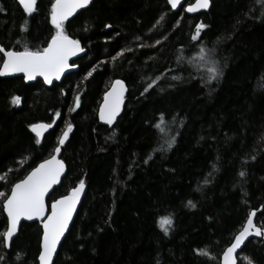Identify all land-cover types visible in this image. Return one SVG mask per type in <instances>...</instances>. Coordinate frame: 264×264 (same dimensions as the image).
I'll return each instance as SVG.
<instances>
[{"label":"trees","instance_id":"obj_1","mask_svg":"<svg viewBox=\"0 0 264 264\" xmlns=\"http://www.w3.org/2000/svg\"><path fill=\"white\" fill-rule=\"evenodd\" d=\"M52 3L37 0L28 15L0 0V45L46 47ZM198 23L207 27L193 41ZM65 31L87 51L62 82L0 77V192L50 157L70 123L68 171L48 204L80 180L88 189L54 264H221L252 210L264 226V0H212L194 16L166 0H93ZM214 66L222 75L210 79ZM117 78L128 94L105 125L99 108ZM56 112L37 138L30 125ZM41 236L40 222L23 223L9 249L0 244V264H38ZM250 262L264 264L262 239L241 252L239 264Z\"/></svg>","mask_w":264,"mask_h":264},{"label":"snow or ice","instance_id":"obj_2","mask_svg":"<svg viewBox=\"0 0 264 264\" xmlns=\"http://www.w3.org/2000/svg\"><path fill=\"white\" fill-rule=\"evenodd\" d=\"M36 2L37 0H19L24 12L28 15L37 10ZM90 3L91 0H54V3L51 5L50 20L55 33L47 42V46L37 50H33L27 46L23 50H15L6 49L3 45H0V77L22 73L23 79L27 81H32L39 76L43 77L44 82L50 85L53 83V80H60L66 70L76 67L75 63L70 64L69 61L78 52H82L83 48L80 46L79 40L71 38L66 33L65 21L73 16L78 9H83ZM167 3L171 9L183 6L182 0H167ZM209 6L210 0H195V3L189 5L186 11L194 13L199 9H207ZM0 11H3V9H0ZM106 27L110 28L111 25H106ZM206 27L204 23L196 24L195 32L191 36V39L198 41L202 31ZM157 43L159 44L160 41H157ZM203 51L201 49V52ZM203 58V56L200 57V59ZM210 72V79H217L222 75L219 67H212ZM91 75L92 72H89L88 76ZM151 86L150 84L149 87ZM125 91L123 81L116 80L112 84L111 89L105 93L104 103L99 108V119L101 121L108 125L113 124L120 113ZM20 102L21 98L19 96L12 98L13 104L18 105ZM74 103L76 107L80 106V96H76ZM72 110L74 111L75 109L73 108ZM55 116L59 118L61 113L56 112ZM160 119L163 121V114H161ZM54 124L55 121L52 123H36L30 125V128L36 137L40 138ZM72 130L73 125L69 123L67 129L59 139L60 146L65 144ZM39 142V139H37V143ZM173 143H175L174 135L168 141V147L170 148ZM60 146L54 149V154L50 158L35 167L24 179L13 184L10 194L0 192L3 210L6 212L8 219L7 230L0 235V244L4 247L11 246L21 217L27 220H33L34 218L41 219L43 234L42 249L38 256L39 264H54L53 256L57 252V247L61 243L62 237H64L66 231L69 229L73 213L76 211L77 203L85 188L84 180H80L78 186L72 188L69 194L52 200L50 206L46 204L45 198L48 196L49 190L53 188V185L60 183V178L65 171L63 160L58 159V154L61 152ZM240 175L243 176L244 173L241 172ZM2 179L4 177H0V180ZM189 204L195 207L191 201H189ZM256 215V211L250 212L246 223H244L239 233L235 235L234 242L224 250L221 264H237V250L241 249V246L249 236L254 234L257 237H264V226H258L254 223L253 218ZM160 224L165 233H167L172 220L170 218H162ZM201 254L207 255L206 252H201ZM0 259H3V257H0Z\"/></svg>","mask_w":264,"mask_h":264},{"label":"water","instance_id":"obj_3","mask_svg":"<svg viewBox=\"0 0 264 264\" xmlns=\"http://www.w3.org/2000/svg\"><path fill=\"white\" fill-rule=\"evenodd\" d=\"M92 1L93 0H91V3H92ZM167 1V0H166ZM17 2L19 3V0H17ZM90 3V4H91ZM195 3V0H192L191 2H188V0H182V7H178L177 9H172L174 12H177V11H179L180 9H182L183 8V10H184V12H185V14H187V15H189V16H194V15H196V14H199V13H202V12H206V11H208L210 8H211V6H212V0H210V6H209V8H207V9H199L197 12H194V13H188L187 11H186V9H187V7L189 6V5H192V4H194ZM89 4V5H90ZM19 5H21L20 3H19ZM88 5V6H89ZM22 6V5H21ZM88 6H86L85 8H83V9H78L77 10V12L76 13H74L73 14V16H71V17H69V19L67 20V21H65V23L66 22H68L69 20H71L74 16H76L80 11H82V10H84V9H86ZM170 6V5H169ZM22 8H23V6H22ZM171 8V7H170ZM71 37V36H70ZM71 38H73V37H71ZM73 39H75V38H73ZM80 46L83 48V51L82 52H78L77 53V55L76 56H74V57H72L71 59H70V61H69V63L71 64V63H75L76 64V67H74V68H70V69H68V70H66L65 71V73L61 76V78H60V80H53V83L52 84H46L45 82H44V80H43V77H36V79H40V80H42L43 82H44V84L47 86V87H52L55 83H58V82H62L63 80H64V78L68 75V74H70V73H73V72H75V71H77L78 70V68H79V66H78V64L76 63L81 57H83L85 54H86V48L83 46V44L80 42ZM4 78H12V77H23V74L22 73H15V74H11V75H8V76H3ZM36 79H34V80H32V81H27V80H25L26 82H28V83H30V82H33V81H35ZM116 80H121V81H123L124 82V85H125V89H126V91H125V93H124V101H123V104L121 105V110H120V113H119V115L122 113V111H123V109H124V105H125V98H126V96H127V94H128V85H127V83H126V81L125 80H123V79H120V78H117V79H115L113 82H112V84L116 81ZM112 84L110 85V87L108 88V90L106 91V93L111 89V86H112ZM104 96H105V94H104ZM104 103V97H103V100H102V102H101V105ZM100 105V106H101ZM118 115V116H119ZM118 116H117V118H118ZM116 118V119H117ZM58 119L59 118H57L56 116H55V118H54V120L53 121H55V124L53 125V127L52 128H50V129H48L47 131H45L44 132V134H43V136L42 137H40L39 139H43V137L49 132V131H51L54 127H55V125H56V123H57V121H58ZM52 121V122H53ZM99 121H100V123H102V124H105V125H108V124H106L105 122H103V121H101L100 119H99ZM116 121V120H115ZM114 121V122H115ZM52 122H45V121H41V122H36V123H52ZM114 122H113V124H114ZM36 123H34V124H36ZM112 124V125H113ZM35 134V133H34ZM66 143V142H65ZM65 145V144H64ZM63 145V146H64ZM58 146H60L59 144L56 146V147H58ZM63 146H60L61 147V152L58 154V159H61V160H63V162H64V164H65V171H64V173L62 174V176H61V178H60V183L59 184H57V185H53V188L52 189H50L49 190V194H48V196H46V204H48V199H49V197H50V195H51V193L58 187V186H60L61 185V183H62V181H63V179L65 178V176H66V174H67V171H68V167H67V164H66V162L64 161V159H63ZM53 154H54V152H53ZM52 154V155H53ZM48 158H50V157H48ZM48 158H46V159H48ZM46 159H44V160H46ZM44 160H42L41 162H39L35 167H37L40 163H42ZM34 167V168H35ZM33 168V169H34ZM33 169H31L29 172H31ZM28 175V174H27ZM26 175V176H27ZM25 178V177H24ZM24 178H22V179H24ZM21 179V180H22ZM20 181V180H19ZM19 181H17V182H19ZM16 182V183H17ZM76 186H78V184L76 185ZM75 186V187H76ZM87 189H88V186L85 184V188H84V191L81 193V196H80V200H79V202L77 203V206H76V211L73 213V218H72V221L70 222V224H69V229H68V231H66V233H65V235H64V237H62V239H61V243L58 245V247H57V252H56V254H54V256H53V261H55V259H56V257H57V255H58V252H59V249H60V247H61V244L63 243V241H64V239L66 238V236H67V234H68V232H69V230H70V228H71V226H72V224H73V222H74V220H75V218H76V216H77V213H78V211H79V209H80V206H81V204H82V202H83V200H84V198H85V195H86V192H87ZM72 190V189H71ZM70 193V192H69ZM68 193V194H69ZM10 194V193H9ZM67 195V194H66ZM65 196V195H64ZM62 197V196H61ZM60 198V197H59ZM58 199V198H57ZM49 205V204H48ZM252 211H256V213L258 214V210H256V209H254V210H252ZM251 211V212H252ZM4 213H5V216H6V218H7V214H6V212L4 211ZM256 217H257V215L253 218L254 219V223H256L257 225H258V223H257V221H256ZM34 222H40L41 223V225H42V234H43V224H42V220L41 219H39V218H34L33 220H27L26 218H24V217H21V219H20V222H19V224H18V226H17V232H16V234L14 235V237H13V241H14V239L18 236V234H19V231H20V229H21V226H22V224L23 223H34ZM246 223V222H245ZM258 226H260V225H258ZM7 227H8V219H7ZM242 229V228H241ZM240 229V230H241ZM7 230V229H6ZM239 230V231H240ZM239 233V232H238ZM237 233V234H238ZM236 234V235H237ZM252 239H262L263 241H264V237H257V236H255L254 234L252 235V236H249L246 240H245V242H244V244L241 246V249H238L237 250V264H239V255H240V253L243 251V249H244V247H245V245L248 243V241H250V240H252ZM234 242V238H233V241L231 242V243H233ZM13 243V242H12ZM12 243H11V245H12ZM231 245V244H230ZM229 245V246H230ZM228 246V247H229ZM11 247V246H10ZM10 247H6L7 249H9ZM41 249H42V236H41ZM41 249H40V251H41ZM221 260H222V256H221ZM38 264H39V261H38Z\"/></svg>","mask_w":264,"mask_h":264},{"label":"bare ground","instance_id":"obj_4","mask_svg":"<svg viewBox=\"0 0 264 264\" xmlns=\"http://www.w3.org/2000/svg\"><path fill=\"white\" fill-rule=\"evenodd\" d=\"M74 17H75V16H74ZM74 17H73V18H74ZM73 18H72V19H73Z\"/></svg>","mask_w":264,"mask_h":264},{"label":"rangeland","instance_id":"obj_5","mask_svg":"<svg viewBox=\"0 0 264 264\" xmlns=\"http://www.w3.org/2000/svg\"><path fill=\"white\" fill-rule=\"evenodd\" d=\"M241 254V253H240ZM240 256V255H239Z\"/></svg>","mask_w":264,"mask_h":264}]
</instances>
